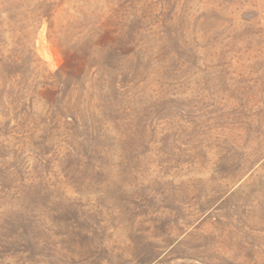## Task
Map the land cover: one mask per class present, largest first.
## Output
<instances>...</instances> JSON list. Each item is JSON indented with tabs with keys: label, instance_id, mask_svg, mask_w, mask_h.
<instances>
[{
	"label": "rangeland",
	"instance_id": "rangeland-1",
	"mask_svg": "<svg viewBox=\"0 0 264 264\" xmlns=\"http://www.w3.org/2000/svg\"><path fill=\"white\" fill-rule=\"evenodd\" d=\"M0 264H264V0H0Z\"/></svg>",
	"mask_w": 264,
	"mask_h": 264
}]
</instances>
